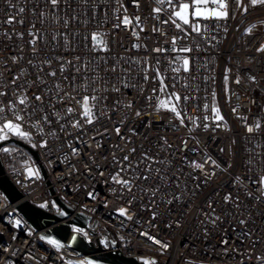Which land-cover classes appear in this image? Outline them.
Masks as SVG:
<instances>
[{
  "label": "built area",
  "instance_id": "built-area-1",
  "mask_svg": "<svg viewBox=\"0 0 264 264\" xmlns=\"http://www.w3.org/2000/svg\"><path fill=\"white\" fill-rule=\"evenodd\" d=\"M227 3L226 19H201V31L195 32L173 17L182 26L175 27L167 0H59L55 7L49 0H0V92L5 93L0 102L11 100L24 112V128L33 143L45 139L27 122L40 121L41 106L52 121H40L45 133L56 132V137H46L47 148L32 147L39 160L19 144L2 146L18 148L11 154L0 151V158L23 197L10 202L0 196V264H68L84 257L99 260L116 250L140 262V257L155 258L157 264H264L257 259L264 258V195L258 183L264 176V51H256L264 43V4ZM157 7L162 11L155 12ZM94 32L103 34L106 51L92 39ZM173 36L179 37L177 51H172ZM160 47L166 50L154 51ZM183 47L191 51L180 52ZM185 55L188 71L175 72L176 57ZM53 71L56 75H49ZM173 92L181 97V118L154 107L157 97L167 99ZM24 94L27 106L19 103ZM84 95L98 97L93 110L99 118L92 124L79 115L77 101ZM213 105L223 120L213 119ZM69 106L74 112L66 114ZM136 109L141 116H135ZM7 115L12 118L11 112ZM73 121L82 127H73ZM257 122L260 128L249 132L248 125ZM144 152L155 160H144ZM124 155L133 168L122 163ZM189 157H211L220 167L192 172L185 162ZM26 160L39 169V177H27ZM117 174L132 182L131 191L112 179ZM228 193L232 200L226 204ZM57 198L72 208L70 218L89 217L85 226H77L89 232L90 244L100 250L81 254L74 247L81 239L58 252L39 237L47 231L60 239L54 230L66 220L36 230L17 209L23 201L38 207ZM119 207L128 209L127 215L117 212ZM42 210L57 214L51 207ZM216 217L220 219L213 224ZM17 219L21 224H15ZM241 219L246 222L240 224ZM164 243L167 249H162Z\"/></svg>",
  "mask_w": 264,
  "mask_h": 264
},
{
  "label": "snow or ice",
  "instance_id": "snow-or-ice-1",
  "mask_svg": "<svg viewBox=\"0 0 264 264\" xmlns=\"http://www.w3.org/2000/svg\"><path fill=\"white\" fill-rule=\"evenodd\" d=\"M159 2H163V0H159ZM169 6L171 7L172 11H171V16L169 17V20H172V23L175 24V27L177 29H181V24L177 23L176 20L172 19L173 17L178 18L179 21H181L183 23V25H187L189 28H191L193 31L195 32H200L201 31V24H200V20H212L215 19L217 21L221 20V19H226L229 16V9H228V3L227 0H167ZM236 5L239 7L241 6V0H235ZM49 3L55 7L58 3L59 0H49ZM251 5L255 6L257 4H264V0H250ZM244 10L246 11L247 8L245 7ZM155 12L159 13L162 11L161 8L157 7L154 9ZM12 17H9L8 22H11ZM137 21H139V17L136 18ZM123 22L125 24L130 23L129 17L127 15H125L123 17ZM168 21H164V23H167ZM65 24H67V21H65ZM119 25H116V27H118ZM204 27L206 28L207 25L205 24ZM254 27V26H252ZM156 29H153V31H155ZM250 29H246V31H249ZM226 31V29H225ZM92 39L94 41H99L101 44L104 45V50H107V44L106 42L103 40V34L101 33H92ZM179 39V37L177 36H173L172 37V41L171 43L173 44V48L172 51H177V49L175 48V44L177 42V40ZM136 47H138L139 45H134ZM166 49L164 47H160L157 49H154V51L157 52H163ZM180 52H185L188 53L191 51V49L187 48V47H183L179 49ZM257 52H262L264 51V43H262L260 45L259 48L256 49ZM77 59H79V57H77ZM45 63L47 64H51V61H45ZM157 63H159V61H157ZM175 63L178 64V67H176L174 69L175 72H179L181 70V68H183L184 71H188L189 69V58L188 56H177L175 59ZM60 70L63 71L64 67L63 65L60 66ZM77 71H79V69H76ZM112 71H115V66H113ZM146 71V70H145ZM49 75L51 76H55L56 73L50 72ZM157 75H159V73L157 72ZM144 79L147 80L148 76L145 75ZM250 79L255 80V77H250ZM14 82V81H13ZM237 82H239V80H237ZM59 87V86H57ZM166 85L163 82V80L161 79L160 82V91L163 92L165 89ZM117 90L118 89H114ZM96 90L93 89V92H95ZM153 91H156L155 89ZM5 93L4 92H0V97L4 96ZM67 95V93H65V96ZM34 99L38 102H42L43 101V97L40 94H34ZM59 99L61 101L64 100V96L59 97ZM149 99H151V97H149ZM183 99L187 100L188 97H184ZM98 101V97L93 95V96H88V95H84L82 98V101H77V103H79L81 105V112L79 113L80 116L84 117V123L86 124H92L95 120H97L99 117L96 115V113L94 112V108L96 105V102ZM181 101V97L178 93L173 92L171 94V96H168L167 99H160L159 97H157V103L155 104V108L156 109H167L169 111H171L172 113L175 114V116L177 118H181L182 116V112L179 108V103ZM19 103L21 105H25L27 106V104L29 103V97L27 96V94H24L22 97L19 98ZM130 110L132 109L133 106V102L129 101L128 104L126 105ZM207 107V106H205ZM41 113V117H40V121H43L44 124H48L51 125L52 121L50 119L49 114L44 112V108L41 106L38 109ZM35 111L36 109L31 110V115L34 116L35 115ZM211 111L215 114L213 116V119L215 120H223V117L220 115L219 110L215 107V105L212 106ZM11 112L12 118H8L7 113ZM74 109L69 106L66 108V114L67 113H73ZM55 114V113H53ZM104 113L101 112L100 115H103ZM135 116L139 117L141 116V112L139 109L135 110ZM56 119L59 120L60 116L58 114H56ZM205 119H207V117H205ZM40 121H33L31 120V118L27 121L28 123H30L32 128H35L37 130V132H39L41 135L45 136V139H42L39 141V145H37L36 143L32 142V133L28 130H26L24 128V124H25V114L24 112L17 107V105L9 100L6 104L0 102V144H2V142H8L14 138H19L20 140H24L27 141L31 147L35 148L37 146L41 147V148H47L48 146V140H47V136L51 135L56 137V132L55 130H52L49 133H45L44 131V127L42 126ZM121 123H123V121H121ZM180 123L183 124L184 120L180 119ZM73 127L75 128H80L82 127L81 123L77 122V121H73ZM205 127H207V125H205ZM254 128L256 130H258L260 128V123L257 122L254 126L253 125H248V131L252 132L254 130ZM61 131H63V128L61 127ZM117 132V134L119 135L120 133V129L117 128L115 130ZM134 131V130H133ZM58 138V137H57ZM165 144H167V141L165 140ZM184 147H187V143L184 142ZM0 151H3L5 153L11 154V152L13 151H18V148L15 145L9 144V147H0ZM73 152L76 151L75 148L72 149ZM132 153H135L136 149H130L129 150ZM193 153H195L196 149H192ZM141 156L144 160H147L149 162L154 161L155 157L150 156L147 152L141 153ZM113 159H115V157H113ZM130 160V157L128 155H124L122 158V163H124L126 168H133L134 166L127 163ZM188 165V167L192 170V172H200V171H204L206 166H215V167H220V165L217 163L216 160L212 159L211 157H207V158H201L200 161H197L196 159H193L191 157L187 158L185 161ZM139 163V162H138ZM25 164V171L27 173V177H39V169H34L33 167L29 166V161H24ZM98 167V166H97ZM122 171L124 170L123 168L121 169ZM145 171H148V168L145 169ZM157 172H159V169H157ZM211 175H215V172H212ZM143 179L147 180L148 177L147 176H142ZM112 179L114 181H116L118 184H120L122 187L123 186H127L129 191H131V187H132V182L127 180V179H122L119 177V174L112 176ZM19 182V181H18ZM256 182V181H254ZM258 183L260 185V192L261 195H264V176H260ZM111 191L115 192V189H111ZM89 197H92L93 199H95V196L93 193L89 192L87 194ZM248 195H252V193H248ZM0 196H4L5 199H7V197L5 196L4 193L0 192ZM224 202L227 204L232 200V195L231 193H228L227 195H225L223 197ZM106 203V201H105ZM129 203H132V201H129ZM211 207V204L209 205ZM39 208L41 209H45V208H49L51 207L52 209H55L57 211V213L60 216H67L68 213L65 212L61 206H59L57 204L56 201H47L45 200L44 202H42L41 204L38 205ZM117 212H119L122 216L127 215L128 209L124 208V207H119L116 209ZM215 211V209H213V212ZM156 214L153 213V216H155ZM129 219H131V217H128ZM220 219V217H216L214 220H212V223L215 224L216 220ZM21 220L17 219L15 221L16 225L21 224ZM246 221L241 219L239 221L240 224H244ZM31 229L29 230V232L31 233ZM142 235L147 236L149 239L154 240V242L156 244H160L161 241L160 240H156L155 237H151L148 235L147 232L142 233ZM13 239H15V237H13ZM39 239L41 241H46L48 245H50L52 248H54L55 250H57L58 252L61 251L62 249H64L67 245L72 244L73 242H77L79 240H86L89 243L91 242L92 237L90 236L89 232H87L83 227H79L77 226V224L73 223L71 225V230L69 232V236L67 238V242H62L61 239H58L56 237H54L53 235L49 234L47 231L42 234ZM99 243L104 245L105 247L108 246V241L106 239H100ZM114 243V241L112 242ZM221 243L223 244H227L228 242L226 240L221 241ZM168 243H164L162 245V249H167L168 248ZM225 251H227V248L225 249ZM143 264H157L155 258H145V257H140L139 258ZM257 259H264L262 257H257ZM68 264H101L100 260L95 259V258H89V257H84L83 259H79V260H69ZM189 264H196V262L194 261H189ZM202 264V262H201Z\"/></svg>",
  "mask_w": 264,
  "mask_h": 264
},
{
  "label": "water",
  "instance_id": "water-1",
  "mask_svg": "<svg viewBox=\"0 0 264 264\" xmlns=\"http://www.w3.org/2000/svg\"><path fill=\"white\" fill-rule=\"evenodd\" d=\"M7 142H2L0 147L5 145ZM8 143H16L23 147H25L31 155L36 159L39 160L38 153L35 149L30 147L24 141L14 138ZM41 171L45 176V168L42 164H40ZM0 189L3 191L5 196L10 202L19 201L23 194L22 192L14 185V183L8 178L5 174L4 167L0 158ZM56 202L62 209L68 213L67 216H60L57 214H48L44 212L41 208L33 205L29 201H23L18 204L17 209L22 213V215L31 223V225L36 229H41L44 225L50 224L52 221H63L66 222L62 223L59 227H57L54 232L60 236V239L63 242L67 241L70 232V224H77L79 226H85L89 220V217L85 214H77L70 218L73 215V210L70 206L66 203L61 201L60 199H56ZM54 236V235H53ZM74 244V243H73ZM114 246H117V243H113ZM81 251V254L87 255L91 252H95L100 250L99 246H94L90 243H85L81 240L80 246H74ZM101 264H143V262L138 261L137 258H129L126 257L121 250H116L114 252H108L105 254H101L98 256Z\"/></svg>",
  "mask_w": 264,
  "mask_h": 264
},
{
  "label": "rangeland",
  "instance_id": "rangeland-1",
  "mask_svg": "<svg viewBox=\"0 0 264 264\" xmlns=\"http://www.w3.org/2000/svg\"><path fill=\"white\" fill-rule=\"evenodd\" d=\"M145 258H148V257H145Z\"/></svg>",
  "mask_w": 264,
  "mask_h": 264
}]
</instances>
